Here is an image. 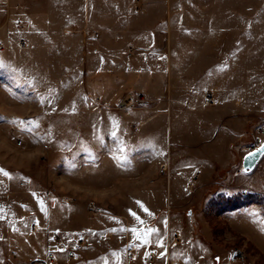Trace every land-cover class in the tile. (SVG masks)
Listing matches in <instances>:
<instances>
[{
  "label": "rangeland",
  "instance_id": "374dc122",
  "mask_svg": "<svg viewBox=\"0 0 264 264\" xmlns=\"http://www.w3.org/2000/svg\"><path fill=\"white\" fill-rule=\"evenodd\" d=\"M0 43V264L45 258L53 231L89 244L52 264H264V156L242 167L264 141V0H0ZM166 55L211 71L198 90L217 103L164 113ZM125 57L159 79H128ZM132 93L148 104L119 107ZM129 209L160 230L165 259L129 251Z\"/></svg>",
  "mask_w": 264,
  "mask_h": 264
},
{
  "label": "crops",
  "instance_id": "0c3cea01",
  "mask_svg": "<svg viewBox=\"0 0 264 264\" xmlns=\"http://www.w3.org/2000/svg\"><path fill=\"white\" fill-rule=\"evenodd\" d=\"M133 51V48L131 49L130 53ZM129 56H134V54H130ZM126 58V57H125ZM129 57H127L123 64L122 63H117V66H120V68L123 69V73L125 75V77H129L133 78V77H140L142 76V80L146 81L147 79H151L153 76L156 75V77L159 79V74L162 73V75H164L163 77V81L168 80L167 85H165L164 87L161 88H157V95L158 96H162L163 98H161V101L165 102V106H167V108L165 107L164 109V113L165 112H169L170 109L173 108V105H197L199 103H202L205 101V95L207 90L205 86H203L202 90H198V84L200 82H203L205 84V79H206V74H209V72L211 73V71H209L207 68L203 69L199 67V65H194V64H190L188 66V64H186V60H174V58L171 55H166V57L164 58H159V57H155L156 58V62L158 63V66L162 65L165 68V71H161V73L157 74L159 71H156L154 69H151L149 67V63L150 61L144 58L139 57L138 63L139 65H135L134 60L132 59H128ZM137 61V60H135ZM112 63H116V61H112ZM131 65H130V64ZM189 63V62H188ZM133 65V66H132ZM116 66V67H117ZM161 80V77H160ZM124 84V83H123ZM121 84V85H123ZM206 85V84H205ZM143 87V89H147L146 87H150L149 92L151 91H155L152 90L154 89V87L152 85H141ZM147 89V90H148ZM201 92V96H202V100L200 102H196L195 103V98L197 94H200ZM169 99V101H168ZM204 100V101H203ZM168 104V105H167ZM169 106V107H168ZM142 115L140 116L139 120L142 123L145 119L142 118ZM89 244V243H88ZM88 248V247H87ZM133 252H134V247H133Z\"/></svg>",
  "mask_w": 264,
  "mask_h": 264
},
{
  "label": "snow or ice",
  "instance_id": "6c2138e0",
  "mask_svg": "<svg viewBox=\"0 0 264 264\" xmlns=\"http://www.w3.org/2000/svg\"><path fill=\"white\" fill-rule=\"evenodd\" d=\"M0 67H5V65L3 64V62H0ZM67 111V110H65ZM21 123H28L30 125L35 126V128L39 127V123L38 122H32V121H28V122H21ZM29 130H32L31 128ZM118 130H119V125L118 122H113V126H112V130H111V136L115 139H118ZM122 144V142H121ZM119 151L121 153H123L125 151L124 147L121 146L119 148ZM257 153H264V147L258 148L256 150V152H250L248 155L249 157L255 156ZM118 159H124L126 160L127 157L126 156H122V157H118ZM247 171V170H245ZM0 174H2L3 176L7 177L8 179H12V176L5 171L4 169L0 168ZM33 196L36 197V193H33ZM37 201L38 204L41 207V211H46L45 205H44V201L37 197ZM139 207L142 209L143 212L147 213L148 216H152L153 213H151L144 205L142 202L137 201L136 202ZM129 214L137 221V223L141 226L139 228H137L136 226H133L131 228H121L120 231L122 232H130L133 236V242L130 243L127 247L128 248H137L139 249L140 247H144V246H148V245H152L155 244L156 247L164 249V251H161L159 253V258L160 259H165L168 256V252L164 243V239L162 237V234L160 232V230L158 228L155 227H144L145 225V221L143 219H141V217L134 211H132L131 209H129ZM4 218V210L2 207H0V219ZM111 219H115V218H111ZM166 226L167 222L164 221L163 222ZM111 231H117L116 229H111ZM139 242V243H137ZM127 251V249H125V252ZM145 258H147L148 256L152 255V253L150 252H145ZM112 256L115 258V264H123V253L120 252H113ZM104 264H108L107 259H105ZM187 264V261H186Z\"/></svg>",
  "mask_w": 264,
  "mask_h": 264
},
{
  "label": "built area",
  "instance_id": "2783aa9c",
  "mask_svg": "<svg viewBox=\"0 0 264 264\" xmlns=\"http://www.w3.org/2000/svg\"><path fill=\"white\" fill-rule=\"evenodd\" d=\"M96 37L99 36V32L94 34ZM20 46H27V40L21 38L19 40ZM2 49V43H0V50ZM205 101L208 104H216L217 99L212 91H207L205 95ZM147 98L144 94L141 93H132L128 94L125 100H121L118 105L119 107H134V106H143L148 104ZM18 144L22 145L23 140L19 139ZM165 171V167L163 168ZM178 234L175 236V240H178ZM89 237L87 234H80L74 241L65 242V238L58 231H53L51 233V239L48 245L47 254L45 258L35 260L31 264H52L58 261L60 253L63 251L65 257L69 261L79 262L83 259L84 253L88 247ZM133 252V248L129 250Z\"/></svg>",
  "mask_w": 264,
  "mask_h": 264
},
{
  "label": "water",
  "instance_id": "95a60500",
  "mask_svg": "<svg viewBox=\"0 0 264 264\" xmlns=\"http://www.w3.org/2000/svg\"><path fill=\"white\" fill-rule=\"evenodd\" d=\"M264 147V141L259 144L258 146L254 147L252 150H250L244 157H243V161H242V167L245 170H247L246 172H250L252 171L256 165L258 164V162L260 161V159L264 156V153H257L255 156L249 157V153L250 152H256V150L258 148Z\"/></svg>",
  "mask_w": 264,
  "mask_h": 264
}]
</instances>
